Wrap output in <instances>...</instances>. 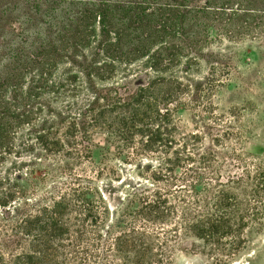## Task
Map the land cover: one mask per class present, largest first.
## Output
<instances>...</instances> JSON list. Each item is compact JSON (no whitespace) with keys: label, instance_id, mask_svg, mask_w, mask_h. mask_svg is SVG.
<instances>
[{"label":"trees","instance_id":"1","mask_svg":"<svg viewBox=\"0 0 264 264\" xmlns=\"http://www.w3.org/2000/svg\"><path fill=\"white\" fill-rule=\"evenodd\" d=\"M70 5L0 70V264L245 250L264 219V161L241 148L240 109L213 98L238 70L224 43L264 42V0Z\"/></svg>","mask_w":264,"mask_h":264},{"label":"rangeland","instance_id":"2","mask_svg":"<svg viewBox=\"0 0 264 264\" xmlns=\"http://www.w3.org/2000/svg\"><path fill=\"white\" fill-rule=\"evenodd\" d=\"M79 2L80 0H0V70L12 63L11 58L22 53H35V32L42 28L41 22L46 23L53 17L60 19L63 12L73 10L70 4L77 6ZM199 2L202 4V1ZM210 33L214 35V30H210ZM218 46L221 47L222 44ZM224 47L229 51L227 56H239V62L234 61L238 70L232 74L224 88L217 90L213 102L219 109H240L242 127L235 126V130L241 133V148L245 153L264 161V42L259 38H249L243 40L238 47L227 43H224ZM203 69L205 76L206 69ZM135 82L131 81V87H134ZM182 115L184 119H189L188 113L182 112ZM96 141L101 140L96 138ZM128 170L125 169L123 177L128 175ZM111 187L114 192L118 189L117 185ZM117 199L118 197L111 198L110 205L113 206ZM255 228L258 231H247L249 242L245 250L236 256L222 258L217 252H213L217 249L215 247L201 242H187L185 246L173 251L169 264H214L218 258H222L225 264H264V219ZM158 260V264H166L164 257L159 256ZM115 263L122 264L119 259Z\"/></svg>","mask_w":264,"mask_h":264}]
</instances>
